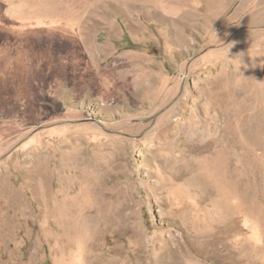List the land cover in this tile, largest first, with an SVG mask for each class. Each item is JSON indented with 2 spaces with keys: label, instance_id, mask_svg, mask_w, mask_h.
Returning a JSON list of instances; mask_svg holds the SVG:
<instances>
[{
  "label": "rangeland",
  "instance_id": "1",
  "mask_svg": "<svg viewBox=\"0 0 264 264\" xmlns=\"http://www.w3.org/2000/svg\"><path fill=\"white\" fill-rule=\"evenodd\" d=\"M0 264H264V0H0Z\"/></svg>",
  "mask_w": 264,
  "mask_h": 264
},
{
  "label": "clouds",
  "instance_id": "2",
  "mask_svg": "<svg viewBox=\"0 0 264 264\" xmlns=\"http://www.w3.org/2000/svg\"><path fill=\"white\" fill-rule=\"evenodd\" d=\"M216 37H217V34H216ZM218 39V38H217ZM230 50V49H229ZM238 68H237V71H241V67H242V63H241V59L239 60L238 62Z\"/></svg>",
  "mask_w": 264,
  "mask_h": 264
}]
</instances>
